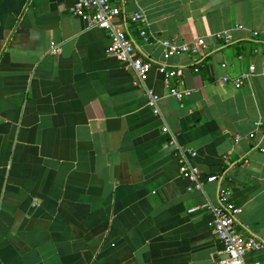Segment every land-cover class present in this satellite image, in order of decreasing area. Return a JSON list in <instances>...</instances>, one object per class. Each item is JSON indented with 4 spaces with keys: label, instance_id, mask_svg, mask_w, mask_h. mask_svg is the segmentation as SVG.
<instances>
[{
    "label": "crops",
    "instance_id": "obj_1",
    "mask_svg": "<svg viewBox=\"0 0 264 264\" xmlns=\"http://www.w3.org/2000/svg\"><path fill=\"white\" fill-rule=\"evenodd\" d=\"M76 1L0 0V264H215L224 246L202 207L221 189L264 244V0H110L156 64L159 114L107 32L70 13ZM137 12L159 40L204 38L203 53L165 60ZM158 63L183 70L172 84L188 97L170 96ZM252 66L241 89L224 82ZM171 134L219 180L190 190ZM246 261L264 264V249Z\"/></svg>",
    "mask_w": 264,
    "mask_h": 264
},
{
    "label": "built area",
    "instance_id": "obj_2",
    "mask_svg": "<svg viewBox=\"0 0 264 264\" xmlns=\"http://www.w3.org/2000/svg\"><path fill=\"white\" fill-rule=\"evenodd\" d=\"M69 11L73 16L85 21L90 28H100L107 32L111 39L107 53L133 69L137 75V81L134 84L145 87L149 107L153 108L155 114H159L158 103L161 97L153 89L146 86L149 75L156 64L137 55L135 42L123 29L120 20L122 9L110 0H77ZM133 22L139 25L138 33L145 44L158 43L162 46L165 60L184 54L201 55L206 47L204 38L183 44L177 43L175 39L159 40L149 29L146 17L142 12H137L133 16ZM216 37L225 43H230L233 39L232 35L227 32L219 33ZM60 51L61 49L57 45H53L51 53L57 54ZM157 69L163 76L164 84L169 89L170 96L183 100L191 94L190 90H182L172 84L174 79L182 78V69L169 67L162 63L157 64ZM255 73L256 67L252 66L248 72H244L234 79L225 77L223 80L232 83L235 88L241 89ZM163 131L170 133L167 127ZM170 145L178 151L179 172L184 179L192 183L193 186L190 187V190L202 191L205 183H213L219 180L217 176L205 178L201 169L191 164L190 160L197 158V152L179 143L174 134H171ZM262 152L264 153V148ZM202 210L211 214L209 227L224 246V251L219 255L215 264H260L259 262L249 263L246 261V256L250 252L264 249V244L255 237H246L238 230L237 224L241 208L232 201V193L229 189H221L218 205L207 203L202 207Z\"/></svg>",
    "mask_w": 264,
    "mask_h": 264
}]
</instances>
